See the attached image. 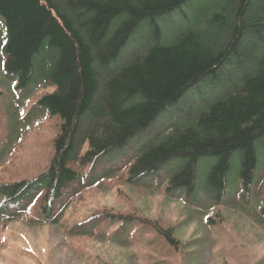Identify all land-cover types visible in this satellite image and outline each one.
Segmentation results:
<instances>
[{"label":"trees","instance_id":"1","mask_svg":"<svg viewBox=\"0 0 264 264\" xmlns=\"http://www.w3.org/2000/svg\"><path fill=\"white\" fill-rule=\"evenodd\" d=\"M0 17L3 71L53 86L36 104L57 122L47 167L0 181V222L60 227L76 255L81 242L180 251L157 221L94 207L115 189L253 199L264 225V0H0Z\"/></svg>","mask_w":264,"mask_h":264},{"label":"rangeland","instance_id":"2","mask_svg":"<svg viewBox=\"0 0 264 264\" xmlns=\"http://www.w3.org/2000/svg\"><path fill=\"white\" fill-rule=\"evenodd\" d=\"M4 42L0 17V181H13L34 177L47 167L57 122L36 104L42 94L54 90L53 86L34 76L26 87L19 88L17 77L3 71ZM263 168L261 156L253 191L262 189ZM125 195L118 197L115 189H104L94 197V207L136 212L172 229L182 246L178 253L133 244L121 248L77 242L76 255L72 245H64L60 227L0 222V264H97L100 259L108 264H149L146 253L168 258L169 264H264V225L255 214L261 203L257 205L253 199L245 208L237 199L215 206L169 200L162 193L138 190H127Z\"/></svg>","mask_w":264,"mask_h":264}]
</instances>
